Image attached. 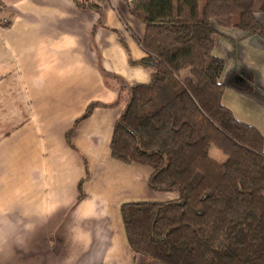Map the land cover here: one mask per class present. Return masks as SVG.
I'll return each mask as SVG.
<instances>
[{
	"label": "crops",
	"instance_id": "0c3cea01",
	"mask_svg": "<svg viewBox=\"0 0 264 264\" xmlns=\"http://www.w3.org/2000/svg\"><path fill=\"white\" fill-rule=\"evenodd\" d=\"M131 1L0 0V208L35 227L16 264H161L130 250L120 206L176 195L150 190V168L109 153L124 105L114 102L150 78L128 62L144 56ZM219 32L222 105L260 133L264 151V38Z\"/></svg>",
	"mask_w": 264,
	"mask_h": 264
},
{
	"label": "trees",
	"instance_id": "16d2710c",
	"mask_svg": "<svg viewBox=\"0 0 264 264\" xmlns=\"http://www.w3.org/2000/svg\"><path fill=\"white\" fill-rule=\"evenodd\" d=\"M128 9L144 25L141 38L131 35L144 56L128 62L150 78L128 87L110 157L150 168V190L178 195L120 206L130 250L161 264H264L262 136L222 105L224 62L212 54L220 29L264 38L255 17L264 0H206L201 9L198 0H132Z\"/></svg>",
	"mask_w": 264,
	"mask_h": 264
},
{
	"label": "clouds",
	"instance_id": "9594fccd",
	"mask_svg": "<svg viewBox=\"0 0 264 264\" xmlns=\"http://www.w3.org/2000/svg\"><path fill=\"white\" fill-rule=\"evenodd\" d=\"M35 234L17 219L12 210L0 208V264H16L19 252L26 248Z\"/></svg>",
	"mask_w": 264,
	"mask_h": 264
},
{
	"label": "rangeland",
	"instance_id": "374dc122",
	"mask_svg": "<svg viewBox=\"0 0 264 264\" xmlns=\"http://www.w3.org/2000/svg\"><path fill=\"white\" fill-rule=\"evenodd\" d=\"M205 1H206V0H198V8H199V9L202 8V6L204 5ZM129 15L132 16L133 18H135L132 14L129 13ZM136 19H137V18H136ZM122 26H123V25H122ZM187 75H188V72H187V71H182V72L180 73V76H181V77H184V76H187ZM127 93H128V90H127ZM126 99H127V94H126V93H124V94L120 93V95H118V100H116V101L114 102V105H117V104H120V103H123V104H124L125 101H126ZM100 106H102V105L100 104ZM209 156H210L212 159H214V160H216L217 162H219V163L224 162L225 159H226V157H225L220 151H218L217 149H215L214 147H210V149H209ZM154 192H155V191H154ZM156 193H158L159 195H162V194H171V193H173V194L176 195V198L178 197L177 193H175V192H156ZM160 193H161V194H160ZM169 197H170V196H168V198H169ZM162 199H163V201L167 200L165 197L161 196L160 200H162ZM142 202H143V201H142Z\"/></svg>",
	"mask_w": 264,
	"mask_h": 264
},
{
	"label": "built area",
	"instance_id": "2783aa9c",
	"mask_svg": "<svg viewBox=\"0 0 264 264\" xmlns=\"http://www.w3.org/2000/svg\"><path fill=\"white\" fill-rule=\"evenodd\" d=\"M100 1H103V0H100Z\"/></svg>",
	"mask_w": 264,
	"mask_h": 264
}]
</instances>
